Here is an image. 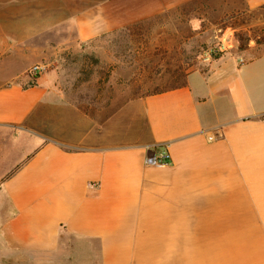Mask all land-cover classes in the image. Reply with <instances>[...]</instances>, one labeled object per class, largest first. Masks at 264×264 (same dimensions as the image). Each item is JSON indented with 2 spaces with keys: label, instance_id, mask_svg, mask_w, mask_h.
<instances>
[{
  "label": "crops",
  "instance_id": "crops-1",
  "mask_svg": "<svg viewBox=\"0 0 264 264\" xmlns=\"http://www.w3.org/2000/svg\"><path fill=\"white\" fill-rule=\"evenodd\" d=\"M188 1L126 13L101 0L68 17L88 44ZM0 4V264H264V43L84 105L54 65L33 79L12 62L53 25ZM149 150L169 163L146 165Z\"/></svg>",
  "mask_w": 264,
  "mask_h": 264
},
{
  "label": "rangeland",
  "instance_id": "rangeland-1",
  "mask_svg": "<svg viewBox=\"0 0 264 264\" xmlns=\"http://www.w3.org/2000/svg\"><path fill=\"white\" fill-rule=\"evenodd\" d=\"M100 1L22 0L17 8L24 14L43 15L46 26H53L28 39L20 60L12 62L29 75L34 65L43 67L41 73L54 65L82 104L105 105L117 93L127 98L171 88L189 71L264 43V7L249 10L242 0H193L159 7L154 16L118 33L80 44L68 16ZM135 1L125 0L126 13L133 12ZM9 8L0 4V16ZM53 16L65 21L53 24L47 20Z\"/></svg>",
  "mask_w": 264,
  "mask_h": 264
},
{
  "label": "built area",
  "instance_id": "built-area-1",
  "mask_svg": "<svg viewBox=\"0 0 264 264\" xmlns=\"http://www.w3.org/2000/svg\"><path fill=\"white\" fill-rule=\"evenodd\" d=\"M43 67L39 65H34L31 69V76L36 77L41 73ZM170 161V155L168 151H162L156 153L155 150H149L148 154L145 157V163L149 166H163L168 164Z\"/></svg>",
  "mask_w": 264,
  "mask_h": 264
}]
</instances>
